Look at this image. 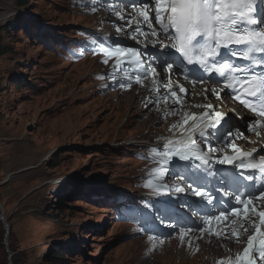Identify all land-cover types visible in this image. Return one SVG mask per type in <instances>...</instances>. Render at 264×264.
Instances as JSON below:
<instances>
[{
	"label": "rangeland",
	"instance_id": "374dc122",
	"mask_svg": "<svg viewBox=\"0 0 264 264\" xmlns=\"http://www.w3.org/2000/svg\"><path fill=\"white\" fill-rule=\"evenodd\" d=\"M28 2L0 0V26L15 25L1 35L9 50L0 58V204L9 230L0 222V264H210L196 243L176 246L173 237L143 258L142 242L111 223L104 197L132 191L139 173L128 141L141 145L162 122L139 108L138 89L97 92V65L66 38L98 18L70 0ZM21 80L29 85L14 84Z\"/></svg>",
	"mask_w": 264,
	"mask_h": 264
},
{
	"label": "snow or ice",
	"instance_id": "6c2138e0",
	"mask_svg": "<svg viewBox=\"0 0 264 264\" xmlns=\"http://www.w3.org/2000/svg\"><path fill=\"white\" fill-rule=\"evenodd\" d=\"M131 6L134 12L138 10V15L150 29V32L146 33L138 26L135 32L139 35L150 34L157 38L163 34L170 43L165 44L162 40L157 39L153 46L155 43H160L162 48L175 49L182 58V63L198 65L208 74L215 72L221 78L223 88L232 91L234 99L261 117V120L255 122V127L250 129L259 135V129L264 127V0H140L139 5L136 0H133ZM113 10L116 11L119 19H124L120 15V10ZM150 11H154L155 22L159 25V30L152 26ZM128 23H131L130 19ZM119 30L117 28V31ZM131 38L136 39L137 36L133 35ZM232 46L243 47L237 52ZM221 49H229L230 55L222 52ZM101 54L108 58L115 57L118 69L123 64H127L133 72L143 69L146 73L156 74L155 68L151 66L144 68V57L138 49L117 47L106 49ZM232 56L247 61V63L244 66L236 65L232 62ZM155 59L160 62L162 70H167L170 73L176 64L174 58L164 53ZM104 63H107V59L104 60ZM141 79L139 75L135 76L137 83L141 82ZM197 81L203 82V77L198 73L193 75V82ZM154 90L158 91L159 89ZM185 91L182 87L179 88V92L184 93ZM212 91L219 99L216 89L213 88ZM169 92L172 97L176 98V102L180 103L177 92L171 88H169ZM164 100L167 101V97H164ZM198 107L211 109V116L209 112L199 116L185 114L182 121L178 122L182 126V138L168 140L160 149L154 150V156L157 157L154 162L159 167L154 170L153 175L158 174V178L162 180L170 167L173 166V158L180 161L199 160L202 164L207 163V157L194 137L198 132L200 143H207L209 137L214 134L208 129L216 130L221 140L227 137V146L233 152L238 153V155L225 156L220 161L221 163L231 164L238 160V167L241 170L259 172L264 175V155L256 160L254 159L256 150L245 153L238 149L231 138V132L222 131L221 122L223 121L224 125L228 124L224 116L216 112L212 105H198ZM172 127L175 128L177 125ZM185 135L186 138H183ZM208 150L215 151L216 149L209 144ZM244 179L252 181L253 176L247 175ZM148 186L153 187L151 181ZM159 187L166 189L167 185L162 184ZM183 190L180 185L171 189L175 192ZM194 194L210 199L207 193L199 189H194ZM261 198H264V192H260L259 195L250 193L247 196L238 194L235 197L237 204H243L245 207L250 205L254 199ZM252 211L259 218V224L255 225L254 235L248 237L247 246L243 252L235 257V264H256L253 253H258L259 257L264 259V230H262L264 229V212L255 211L254 208ZM239 213L240 210L237 208L233 209L231 213H221L218 216L206 218L204 223L209 226V234H213L211 232L213 220L221 221L226 219L229 214L235 217L239 216ZM238 227H243V225L240 224ZM244 231L246 232L247 229ZM214 234L218 238L221 235L219 231ZM240 234L237 228H233L232 237L238 238ZM149 239L151 240L153 237L150 236ZM218 264H231V261H219Z\"/></svg>",
	"mask_w": 264,
	"mask_h": 264
},
{
	"label": "bare ground",
	"instance_id": "6f19581e",
	"mask_svg": "<svg viewBox=\"0 0 264 264\" xmlns=\"http://www.w3.org/2000/svg\"><path fill=\"white\" fill-rule=\"evenodd\" d=\"M120 15L123 16L124 19H120L119 21H117L118 27L123 23H128L129 19H131V23L129 24L131 27L133 25H135L136 23H140L141 26L148 28L147 24H145L143 22L142 17H140L138 15V10H137V12H134L133 9H130V10H127ZM159 49L164 50L165 48L160 47ZM172 72L173 73L175 72L174 68H173ZM176 83H177V80L175 78H171L170 84L168 85V87L171 86L172 88H176V86H177ZM187 88H188V91H187L186 96H184V95L183 96L177 95V96L179 98H181L185 104L188 103L190 105V109L188 108L190 113L191 112H197L198 114H196V115L199 116L200 115L199 113L204 112V111H206V112H209V111H207L208 109L206 107H198V105H200V106L212 105L213 109L216 112L221 113L224 116V118L230 119V123L228 125H226V127L229 128L230 126H232V129L230 130V132H232L231 134L233 135V139H234V137H237V133H238V132L237 133L235 132L234 128L235 127L241 128V127H243L249 123V118L247 117L246 113L238 112L228 102V100H221V99L219 100L217 98V95L212 91L213 88L216 89V92L219 93V96L221 98H223V93L220 92V90L217 86L211 85V84H203V85H199L196 89L192 90L193 84H187ZM206 89H207V91H205ZM172 98L176 99L175 97H172ZM169 103L170 102L163 100V104H169ZM135 107H136V105L133 104L130 108H135ZM169 107L177 108V106H173V105H170ZM211 113H212V110L209 112L210 116H211ZM211 118L214 119V117H211ZM158 121H160V120H158ZM190 123H192V122L190 121ZM224 129H226L225 126L223 127V130ZM245 131H246V136L244 138H240L238 141L234 142L236 147L240 150L244 149L247 152H253V150H256L254 154L264 155V131L260 128L259 129V132H260L259 135H256L255 132H253L251 134L246 129H245ZM225 138H227V137H225ZM148 144H150V142L145 141L140 145V143L138 141H135V140H130L127 143V145H131V147L137 148L134 150H138L139 148H146L147 146H149ZM229 151L231 153H233V150L230 147H229ZM57 183L60 184L59 182L56 181L55 184H57ZM0 185H2V184L0 183ZM1 207L2 206L0 204V208ZM3 207H2V209H3ZM172 210L176 211V208H173ZM196 239L201 240L203 238L197 237ZM224 244H226V242L222 243V242H216L215 240H211V241L207 242L206 245L203 244L202 246H207V248L209 250H212V248H213L212 245H215V247H217L219 245H224Z\"/></svg>",
	"mask_w": 264,
	"mask_h": 264
},
{
	"label": "trees",
	"instance_id": "16d2710c",
	"mask_svg": "<svg viewBox=\"0 0 264 264\" xmlns=\"http://www.w3.org/2000/svg\"><path fill=\"white\" fill-rule=\"evenodd\" d=\"M16 4H17L18 7H25V6H27L29 4V2H28V0H17ZM14 29H15V25L14 24L12 26L8 27V28L0 26V58H2L7 53V51L9 50V47L4 46V45L1 44V41L3 39L1 35L3 34V32H9V33L13 32ZM14 84H16V86L29 85L26 80L15 81ZM54 166L55 165L52 164L50 166V168H53ZM68 193H69V191L66 192V195ZM60 252H63V251H58L53 258L57 259V257H59V260L63 261V263H64V258H62L63 253H60Z\"/></svg>",
	"mask_w": 264,
	"mask_h": 264
},
{
	"label": "water",
	"instance_id": "95a60500",
	"mask_svg": "<svg viewBox=\"0 0 264 264\" xmlns=\"http://www.w3.org/2000/svg\"><path fill=\"white\" fill-rule=\"evenodd\" d=\"M0 211H1L0 222H2L5 225L6 231L8 232L9 226L7 225V223H6L5 219H4V211H3L2 207L0 208ZM11 257H12V254H9V258H11Z\"/></svg>",
	"mask_w": 264,
	"mask_h": 264
}]
</instances>
